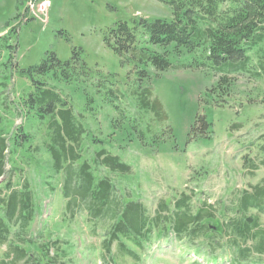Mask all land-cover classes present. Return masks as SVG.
<instances>
[{
	"label": "rangeland",
	"instance_id": "obj_1",
	"mask_svg": "<svg viewBox=\"0 0 264 264\" xmlns=\"http://www.w3.org/2000/svg\"><path fill=\"white\" fill-rule=\"evenodd\" d=\"M47 1L48 10L43 12L40 0H0V37H4L0 45L5 47L0 50V113L10 129V149L16 131L29 133L35 146L47 140L46 131L27 117L22 105L34 86L21 70L41 64L52 53L70 60L77 50L89 75L69 82H53L49 75L46 81L68 96L88 128L81 160L93 163L96 151L105 148L133 168L124 177L104 167L96 172L98 177H111L120 193L139 198L153 214L161 201H175L183 192L191 195L193 211L204 202L221 209L232 205L245 189L264 185V77L235 76L229 94H223L219 88L214 91L218 80L213 73L183 66L192 62V55L185 54L172 57V66L164 72L148 66L149 74L142 78L132 62L124 63L106 44L105 37L120 21L133 27L143 19L172 20L169 4ZM146 89L152 92L151 101L160 103V114L141 109L144 96H149ZM197 117H206L212 128L205 129L203 121L195 125ZM27 146L8 154L7 178L19 188L28 180L35 191L41 212L31 232L37 237L42 233L45 240L74 244L66 264H107L101 243L110 224L90 222L85 211L70 218L50 156L44 151L22 155ZM1 183L4 197L7 189ZM186 246L180 241L155 246L140 264H193L196 256L189 255ZM7 252V245H0V260ZM119 264L135 263L122 258Z\"/></svg>",
	"mask_w": 264,
	"mask_h": 264
},
{
	"label": "trees",
	"instance_id": "obj_2",
	"mask_svg": "<svg viewBox=\"0 0 264 264\" xmlns=\"http://www.w3.org/2000/svg\"><path fill=\"white\" fill-rule=\"evenodd\" d=\"M158 1L172 7V20L143 19L133 27L120 21L105 37L124 63L134 64L140 77L148 76V66L157 72L168 70L172 57L185 54L192 55V62L183 66L213 73L218 80L214 91L219 88L223 94H229L235 76L264 77V0ZM1 49L5 47L0 45ZM89 72L77 50L70 60L62 61L52 53L41 64L21 70L34 86L22 98V105L27 117L46 131L47 140L41 146L33 144L29 133L16 131L10 149V129L0 113V180L7 189V195L0 197V245L8 247L0 264H61L74 250L68 241L45 240L42 233L37 237L31 232L41 212L35 191L28 180L19 188L7 178L8 154L14 155L23 145L28 146L22 155L32 157V153L36 156L44 151L50 156L70 218L85 211L90 222L110 224L101 243L107 264H119L122 258L140 264L155 246L172 241L187 244L188 254L196 256L193 264H264L263 184L245 189L232 205L221 209L204 202L193 211L191 195L183 192L175 201H161L150 214L139 198L120 193L111 177L97 176L101 167L123 177L131 174L133 168L120 156L103 148L96 151L93 163L81 160L88 128L75 114L68 96L46 77L69 82L85 78ZM144 92L149 96H144L141 109L151 108L160 114L161 105L151 101V90ZM202 121L205 129L212 128L206 117H197L195 125Z\"/></svg>",
	"mask_w": 264,
	"mask_h": 264
},
{
	"label": "built area",
	"instance_id": "obj_3",
	"mask_svg": "<svg viewBox=\"0 0 264 264\" xmlns=\"http://www.w3.org/2000/svg\"><path fill=\"white\" fill-rule=\"evenodd\" d=\"M35 1L38 2V0H35ZM40 1L42 2V3L40 2L41 3L40 5L42 6V8H41L42 11L47 12L50 3L47 0H40ZM45 15H47V13L44 14V17H45Z\"/></svg>",
	"mask_w": 264,
	"mask_h": 264
}]
</instances>
